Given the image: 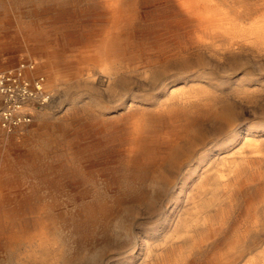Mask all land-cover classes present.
I'll return each mask as SVG.
<instances>
[{
	"label": "rangeland",
	"instance_id": "374dc122",
	"mask_svg": "<svg viewBox=\"0 0 264 264\" xmlns=\"http://www.w3.org/2000/svg\"><path fill=\"white\" fill-rule=\"evenodd\" d=\"M95 5L0 0V71L33 64L27 77L46 76L52 96L46 107L30 104L34 123L12 133L2 127L0 102V204L14 217L0 227V264H157L189 248L203 217L216 215L219 170L257 167L264 177V41L147 75L114 79L93 67L54 83L48 58L73 74L82 50L97 43ZM204 96L215 101L210 116L188 121L179 148L141 172L125 165L119 142L90 128L133 101L155 107ZM257 210L263 222L233 264L264 263V208Z\"/></svg>",
	"mask_w": 264,
	"mask_h": 264
},
{
	"label": "bare ground",
	"instance_id": "6f19581e",
	"mask_svg": "<svg viewBox=\"0 0 264 264\" xmlns=\"http://www.w3.org/2000/svg\"><path fill=\"white\" fill-rule=\"evenodd\" d=\"M92 1L96 7L89 13L100 24L98 41L82 50L75 63L76 73L58 71V61L48 58L45 70L54 83L69 80L93 67L114 79L133 71L147 75L153 70L192 60L198 54L225 58L252 42L264 41V0ZM25 77L32 81L39 77L46 79L44 75L27 77L26 72ZM151 106L133 101L113 117L95 118L90 124L91 129L119 142L121 159L138 172L147 168V161H159L178 149L186 137L188 121L208 118L215 101L210 96L173 98ZM70 119L75 121V116ZM245 169L237 165L231 176L223 170L217 172L219 194L212 201L219 203L216 215L203 217L202 231L192 235L189 248L175 249L157 264H233L237 261L263 222L257 210L258 206L264 208L263 173L257 167L248 172ZM237 213L231 225V215ZM12 217V211L0 204V227ZM16 238L13 242L18 241ZM208 245L211 249L206 257L196 262L194 255L206 252ZM246 264L259 263L250 259Z\"/></svg>",
	"mask_w": 264,
	"mask_h": 264
},
{
	"label": "built area",
	"instance_id": "2783aa9c",
	"mask_svg": "<svg viewBox=\"0 0 264 264\" xmlns=\"http://www.w3.org/2000/svg\"><path fill=\"white\" fill-rule=\"evenodd\" d=\"M28 67L35 66L22 64L16 69L0 71L1 124L10 133L34 123L35 116L28 110L30 104L43 108L52 101L45 88V77L34 81L26 79L25 70Z\"/></svg>",
	"mask_w": 264,
	"mask_h": 264
}]
</instances>
